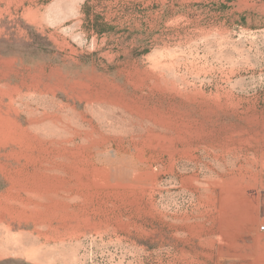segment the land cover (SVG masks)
<instances>
[{"label":"rangeland","instance_id":"rangeland-1","mask_svg":"<svg viewBox=\"0 0 264 264\" xmlns=\"http://www.w3.org/2000/svg\"><path fill=\"white\" fill-rule=\"evenodd\" d=\"M263 224L264 0H0V264H264Z\"/></svg>","mask_w":264,"mask_h":264},{"label":"bare ground","instance_id":"bare-ground-1","mask_svg":"<svg viewBox=\"0 0 264 264\" xmlns=\"http://www.w3.org/2000/svg\"><path fill=\"white\" fill-rule=\"evenodd\" d=\"M5 126H6V125H5ZM3 132H4V131H3ZM4 137H5V136H4ZM4 137H3V138H4ZM148 137H149V136H148ZM6 138H8V137H6ZM2 140H3V139H2ZM171 140H172V139H171ZM57 156H58V155H57ZM30 158H31V157H30ZM63 158H64V157H63ZM78 161H79V160H78ZM31 162H32V161H31ZM59 166H60V165H59ZM27 167H28V166H27ZM32 167H33V166H32ZM85 171H86V170H85ZM63 172H64V171H63ZM35 174H36V173H35ZM41 179H42V178H41ZM44 180H45V178L43 179V181H44ZM54 180H55V179H54ZM40 181H41V180H40ZM40 181H39V183H40ZM27 182H28V181H27ZM33 182H34V181H33ZM49 182H50V181H49ZM37 183H38V182H37ZM46 183L48 184V181H47ZM28 184H29V183H28ZM40 184H41V183H40ZM40 184H38V185H40ZM47 184H46V185H47ZM49 184H50V183H49ZM43 185H44V184H43ZM36 186H37V184H36ZM40 186H41V185H40ZM55 186H56V185H55ZM57 186H58V185H57ZM37 187H38V186H37ZM41 187H42V186H41ZM50 187H51V185H50ZM50 187H48V188H50ZM29 188H30V187H29ZM38 188H39V187H38ZM45 188H46V187H45ZM45 188H44V189H45ZM96 188H97V187H96ZM38 190L40 191V188H39ZM28 191H29V190H28ZM36 191H37V190H36ZM46 191H47V190H46ZM49 191H50V190H49ZM52 191H53V190H52ZM34 192H35V191H34ZM36 193H37V192H36ZM42 193H43V192H42ZM46 193H47V192H46ZM56 194H57V193H56ZM43 195H44V194H43ZM91 197H92V196H91ZM87 198H88V197H87ZM27 202H28V201H27ZM63 204H64V203H63ZM37 205H38V204H37ZM37 205H36V206H37ZM41 205H42V204H41ZM51 205H52V204H51ZM56 205H58V204H56ZM39 206H40V205H39ZM44 207H45V205H44ZM47 207H48V206H47ZM69 207H70V206H69ZM61 209H62V208H61ZM47 210H48V209H47ZM49 211H50V210H49ZM41 214H42V213H41ZM38 215H39V214H38ZM45 215H46V214H45ZM42 216H43V215H42ZM40 219H41V218H40ZM40 219H39V220H40Z\"/></svg>","mask_w":264,"mask_h":264},{"label":"built area","instance_id":"built-area-1","mask_svg":"<svg viewBox=\"0 0 264 264\" xmlns=\"http://www.w3.org/2000/svg\"><path fill=\"white\" fill-rule=\"evenodd\" d=\"M259 230H260L261 232H264V224L261 225V226L259 227Z\"/></svg>","mask_w":264,"mask_h":264}]
</instances>
